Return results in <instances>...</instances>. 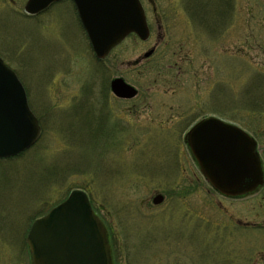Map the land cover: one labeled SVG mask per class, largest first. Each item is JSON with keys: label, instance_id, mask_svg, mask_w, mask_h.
<instances>
[{"label": "rangeland", "instance_id": "rangeland-1", "mask_svg": "<svg viewBox=\"0 0 264 264\" xmlns=\"http://www.w3.org/2000/svg\"><path fill=\"white\" fill-rule=\"evenodd\" d=\"M26 1L0 0V56L42 133L0 159V264H29L30 223L75 189L106 223L115 264H264V198L209 188L184 143L215 115L264 154V0H141L150 37L128 36L102 62L70 3L31 17ZM115 77L138 94L115 97Z\"/></svg>", "mask_w": 264, "mask_h": 264}, {"label": "water", "instance_id": "water-1", "mask_svg": "<svg viewBox=\"0 0 264 264\" xmlns=\"http://www.w3.org/2000/svg\"><path fill=\"white\" fill-rule=\"evenodd\" d=\"M56 0H27L25 9L36 13ZM92 47L99 58L108 55L130 32L142 39L149 28L139 0H75ZM153 50L146 53L149 56ZM120 97L137 90L118 77L111 82ZM41 134L26 90L16 72L0 57V157L17 154ZM191 153L211 185L227 196H239L264 183L256 140L238 126L206 117L185 135ZM164 196L153 198L161 203ZM30 264H114L107 227L94 211L84 190H73L46 215L37 218L27 236Z\"/></svg>", "mask_w": 264, "mask_h": 264}, {"label": "flooded vegetation", "instance_id": "flooded-vegetation-1", "mask_svg": "<svg viewBox=\"0 0 264 264\" xmlns=\"http://www.w3.org/2000/svg\"><path fill=\"white\" fill-rule=\"evenodd\" d=\"M63 2H68V3H70V6H71V8H72V10H73V16H74V19H75V21H76V24H77V26L79 27V30L80 31H82V34L84 35V34H86V30H85V28H84V26H83V23H82V20H81V18H80V15H79V12H78V8H77V5H76V3H75V1L74 0H62V1H58V2H55V3H53L51 6H50V8L51 7H53V6H55V5H57V4H59V3H63ZM259 152H260V156H261V159H262V165H263V169H264V154H263V152H262V150L259 148ZM195 164H196V167L198 168V170H199V166L197 165V163L196 162H194ZM199 173V172H198ZM201 174V173H200ZM202 176V175H201ZM197 177H198V175H197ZM203 177V176H202ZM203 179H204V177H203ZM205 180V179H204ZM205 182H206V184H207V186H209V188H211V189H213L214 191H216L206 180H205ZM218 193V192H217ZM253 194H260V197L259 198H261V200H262V198H264V184L262 185V186H259L255 191H253V192H250V193H248V194H245V195H242V196H239V197H225V196H223V197H225V198H229V199H241V198H245V197H247V196H249V195H253ZM221 195V194H220ZM222 196V195H221ZM259 196V195H258ZM260 207H261V205H259ZM237 222L238 223H240V224H244L245 226H242L243 228H246V227H249V228H251V226H249L250 224L249 223H247V222H245V223H243L242 221H240V220H237ZM257 226L258 227H255V229H262V228H264V224H262V223H260V224H257ZM254 228V227H253ZM255 254L257 255H261L262 257H264V251L262 250V249H260L259 251H256L255 252Z\"/></svg>", "mask_w": 264, "mask_h": 264}, {"label": "trees", "instance_id": "trees-1", "mask_svg": "<svg viewBox=\"0 0 264 264\" xmlns=\"http://www.w3.org/2000/svg\"><path fill=\"white\" fill-rule=\"evenodd\" d=\"M20 156H22V154L20 155ZM19 157V156H18ZM17 157H13V158H10V159H12V160H14V159H16ZM112 238V237H111Z\"/></svg>", "mask_w": 264, "mask_h": 264}]
</instances>
